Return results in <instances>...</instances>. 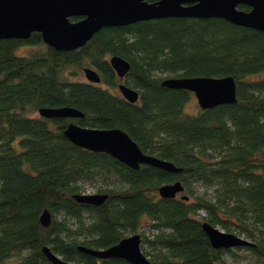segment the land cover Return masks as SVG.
Returning a JSON list of instances; mask_svg holds the SVG:
<instances>
[{
    "label": "trees",
    "instance_id": "obj_1",
    "mask_svg": "<svg viewBox=\"0 0 264 264\" xmlns=\"http://www.w3.org/2000/svg\"><path fill=\"white\" fill-rule=\"evenodd\" d=\"M39 44L41 52L15 54ZM113 55L130 63L123 79L109 63ZM83 66L95 69L100 82L69 78ZM168 76H232L237 101L191 113L186 105L193 93L163 87ZM119 83L138 91L135 103L111 91ZM61 106L83 116H32ZM71 121L121 128L144 153L182 170H133L78 147L63 133ZM96 179L122 185L100 188L108 194L100 206L76 202L81 184ZM176 180L183 192L161 198L158 186ZM194 183L210 193L196 195ZM43 209L51 214L47 227L39 222ZM202 222L244 235L252 245L236 249L264 264L263 32L221 18L171 17L104 27L69 51L46 45L37 32L0 39V264H53L43 246L73 264H130L77 246L106 248L139 229L150 264H228L227 254L240 256L234 248H213Z\"/></svg>",
    "mask_w": 264,
    "mask_h": 264
},
{
    "label": "water",
    "instance_id": "obj_2",
    "mask_svg": "<svg viewBox=\"0 0 264 264\" xmlns=\"http://www.w3.org/2000/svg\"><path fill=\"white\" fill-rule=\"evenodd\" d=\"M246 5L245 11L238 5ZM79 18L71 21L70 18ZM221 18L234 25L255 29L264 33V0H0V39H28L33 32L40 33L42 41L59 51H69L83 46L104 27H121L138 21L163 18ZM109 63L120 79L128 73L130 63L113 55ZM84 76L91 83H99L97 71L83 68ZM163 87L182 89L193 93L201 109H209L237 101L236 83L232 76L181 77L168 76L161 81ZM118 91L130 103L138 100L137 90L119 83ZM38 114L43 118H75L83 114L69 106L42 107ZM64 136L74 145L93 151L104 152L125 166L137 170L148 165L169 173L182 169L171 161L144 153L136 141L121 128H91L69 122ZM180 181L163 183L157 192L161 198H174L183 192ZM182 199H187L183 194ZM108 194L76 193L73 199L79 203L102 205ZM39 222L47 227L51 222L48 209H43ZM201 228L215 249L236 248L252 245L249 240L233 233L224 232L208 222ZM77 250L99 259H121L130 264H150L149 257L141 250V236L133 233L106 248L77 246ZM42 252L53 264H73L53 253L48 246Z\"/></svg>",
    "mask_w": 264,
    "mask_h": 264
},
{
    "label": "rangeland",
    "instance_id": "obj_3",
    "mask_svg": "<svg viewBox=\"0 0 264 264\" xmlns=\"http://www.w3.org/2000/svg\"><path fill=\"white\" fill-rule=\"evenodd\" d=\"M45 49V46L43 44H39V45H24V46H20L15 50V54L17 55H25V56H30L31 54L35 53V52H41ZM85 67V66H83ZM82 67V68H83ZM82 68L79 69H75L72 70L71 73L69 74V78H71V80H78V81H87V79L84 76V72L82 70ZM166 74H163V76ZM172 75V74H171ZM111 91L114 94H120L117 87L112 88ZM200 107L197 104L196 98L194 97V95H191V99L189 101V103H187L186 105V110L191 112V113H195L197 112V110ZM32 116L34 117H38V113L35 112L32 114ZM121 183H119L118 181L115 182H111L108 185H106L105 183H103L102 180L100 179H96L94 181L91 182H84L81 184V190L80 193L82 194H96V193H103V192H98V190L100 188L103 187H108V188H120L121 187ZM193 191L196 195H205V192H208V194L210 193V189H207L205 185L200 184V183H194L192 185ZM107 194V193H106ZM217 228H219L220 230L224 231V232H228L225 231L224 229H222L220 226H216ZM142 229L145 230L142 226ZM140 229L138 232L140 234ZM147 234H151L152 232L146 230L145 231ZM233 233V232H232ZM243 238H246L244 235H239ZM142 246L146 247L145 249H148V245L146 243H142L141 242V250H142ZM236 251H238L236 248H234ZM240 256H236V257H232L231 255H226L225 258L228 262V264H258L257 261H255V259L247 252L245 251H238Z\"/></svg>",
    "mask_w": 264,
    "mask_h": 264
},
{
    "label": "flooded vegetation",
    "instance_id": "obj_4",
    "mask_svg": "<svg viewBox=\"0 0 264 264\" xmlns=\"http://www.w3.org/2000/svg\"><path fill=\"white\" fill-rule=\"evenodd\" d=\"M140 166H142V165H140ZM178 195V193L176 194V196ZM142 229V228H141ZM140 236H141V234H140ZM141 241H142V238H141Z\"/></svg>",
    "mask_w": 264,
    "mask_h": 264
}]
</instances>
